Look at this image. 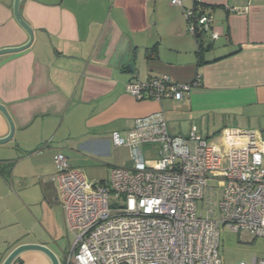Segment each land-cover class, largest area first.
I'll use <instances>...</instances> for the list:
<instances>
[{
	"label": "crops",
	"instance_id": "crops-1",
	"mask_svg": "<svg viewBox=\"0 0 264 264\" xmlns=\"http://www.w3.org/2000/svg\"><path fill=\"white\" fill-rule=\"evenodd\" d=\"M180 1L21 0L34 40L25 50L0 55V103L15 124L13 139L0 145V264L21 244L46 245L65 264L70 230L53 179L58 153L100 182L114 167L131 164L129 147L115 145L113 133L125 136L135 119L155 112L165 113L173 135L200 130L202 117H230L232 125L222 130L264 132V0L198 3L219 35L202 36V64L185 15L195 5ZM14 4L0 0V49L30 40ZM197 73L201 84L180 100H138L127 88L162 75L189 84ZM9 133L0 112V137ZM120 149L130 156L117 157ZM13 264L52 263L31 250Z\"/></svg>",
	"mask_w": 264,
	"mask_h": 264
},
{
	"label": "built area",
	"instance_id": "built-area-1",
	"mask_svg": "<svg viewBox=\"0 0 264 264\" xmlns=\"http://www.w3.org/2000/svg\"><path fill=\"white\" fill-rule=\"evenodd\" d=\"M185 15L194 35L199 26L218 38L210 14L194 6ZM201 81V73L189 84L162 75L127 88L138 100H180ZM113 142L130 148L131 164L100 182H90L62 152L55 155L53 179L74 236L65 264H225L223 227L264 242V132L226 127L211 139L193 126L173 135L160 111L135 119L125 136L114 132ZM251 264H264V257Z\"/></svg>",
	"mask_w": 264,
	"mask_h": 264
},
{
	"label": "rangeland",
	"instance_id": "rangeland-1",
	"mask_svg": "<svg viewBox=\"0 0 264 264\" xmlns=\"http://www.w3.org/2000/svg\"><path fill=\"white\" fill-rule=\"evenodd\" d=\"M205 39L208 40L209 36H205ZM230 117H202L198 119L199 128L201 133L206 138L215 139L217 136H220V131L223 127L227 125H232L228 123ZM152 145H145V153L148 154V150L151 149ZM130 149V148H129ZM115 155L119 158L129 157L130 153L128 149H120L115 152ZM84 173L87 175V179L90 182H95L98 179L92 173L88 172V169L82 168ZM206 215V210L202 208V202H199V213ZM222 239V255L225 261V264H239L245 262L251 264L252 260L255 257L262 258L264 257V242L262 238L254 239L249 233L242 231L240 233L232 231L229 227H223L221 232ZM74 241V236L69 232V237L66 242L68 251L72 246ZM65 263V261H64Z\"/></svg>",
	"mask_w": 264,
	"mask_h": 264
},
{
	"label": "water",
	"instance_id": "water-1",
	"mask_svg": "<svg viewBox=\"0 0 264 264\" xmlns=\"http://www.w3.org/2000/svg\"><path fill=\"white\" fill-rule=\"evenodd\" d=\"M20 4H21V0H15V4H14L15 16L18 22L22 25V27H24V29L28 32L30 36V40L27 44L20 47H9V48L0 49V55L13 53V52H20L22 50H25L28 47H30V45L34 40V30L23 18L20 11ZM0 112L6 117L10 125V133L5 137H0V145H2L13 139L15 133V124L8 109L6 108L5 105L1 103H0ZM31 250L41 251L50 259L52 264H61V261L58 255L55 253V251L43 244H21L9 253V255L2 264H13L23 253Z\"/></svg>",
	"mask_w": 264,
	"mask_h": 264
},
{
	"label": "trees",
	"instance_id": "trees-1",
	"mask_svg": "<svg viewBox=\"0 0 264 264\" xmlns=\"http://www.w3.org/2000/svg\"><path fill=\"white\" fill-rule=\"evenodd\" d=\"M199 5H195V8L196 10L198 9ZM206 34V32H204L199 26H196V29H195V37L196 39L198 40V43H199V47H200V50L198 52V58H199V61H200V64L203 63V50H204V43H203V38L202 36ZM241 50V47H239V49L234 52L237 53V52H240ZM223 58V57H222ZM202 82V81H201Z\"/></svg>",
	"mask_w": 264,
	"mask_h": 264
}]
</instances>
